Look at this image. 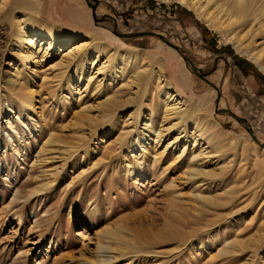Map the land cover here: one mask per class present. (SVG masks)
Returning <instances> with one entry per match:
<instances>
[{
  "label": "rangeland",
  "instance_id": "obj_1",
  "mask_svg": "<svg viewBox=\"0 0 264 264\" xmlns=\"http://www.w3.org/2000/svg\"><path fill=\"white\" fill-rule=\"evenodd\" d=\"M166 1L0 0V264H95L98 240L111 249L101 255L116 258L105 264H264V75L246 54L257 48L264 58V29L235 27L240 53ZM25 4L56 27L156 56L215 133L202 138L174 112L164 119L157 65H140L152 74L146 89L125 85L137 74L119 67L97 74L105 61L93 56L83 74L60 70L59 46L24 56L12 17ZM91 74L99 91L80 80ZM114 96L136 101L101 120Z\"/></svg>",
  "mask_w": 264,
  "mask_h": 264
},
{
  "label": "bare ground",
  "instance_id": "obj_2",
  "mask_svg": "<svg viewBox=\"0 0 264 264\" xmlns=\"http://www.w3.org/2000/svg\"><path fill=\"white\" fill-rule=\"evenodd\" d=\"M170 1L171 0H167L166 2ZM174 1H177L188 10L195 12L199 22L203 23L211 31L219 33L226 44H235L237 51L240 53H243L242 48L244 46V39L241 37V34H234V28L240 26L243 27L244 30L250 28V31H253V25L257 24L260 26L257 31L264 29V0H206V5H204L201 0ZM212 3L213 6L210 8ZM37 8L38 7L35 5L25 4L18 6L16 12L13 13L12 20L15 23V27L12 31V35L16 38L21 49L26 48V51L23 52L24 56L31 58L34 54L42 51H45L44 54H49L52 49L59 46L62 51H60L59 62L56 64V68L60 70H66L70 66H75V68L81 69V74H83L86 64L93 56L95 58L94 62L101 60L105 61L104 68L102 67L99 69L97 74L101 73L104 69L115 70L119 67L118 70L123 73V76L124 74L129 75L130 73L137 74V77L134 78L129 76V81L125 85L129 87L144 86L146 89L152 83L153 78L152 74L148 73L149 71H141L142 66L140 67V65L142 62L143 65L148 63H150L151 66L157 65V72H155V81L157 82L156 90L161 99L160 101L166 107L164 119H167L168 114L174 112L177 117L183 119V121H185V117H188L187 120L195 127V131L200 133L202 138L206 133H215L214 126L207 127V120L201 118L199 107L191 110V102L186 99L185 94L181 90L175 89L172 84L166 80L163 68L157 64L156 56L152 59L148 57L146 53H143V56L140 57L138 52L133 53L119 47L113 48L104 43L100 39L99 34L94 32L85 36L78 31H68L56 27L42 20ZM211 9H213V11H211ZM44 46H47V49H44ZM244 51L247 52L246 49ZM246 54L249 56V60L264 75L263 52L257 51V48H252L251 51ZM180 56L182 59L185 57L182 55ZM129 70L130 72L128 73L127 71ZM81 78L80 80L82 81L85 79L88 86H94L96 84L95 91L102 89L101 82L96 83L95 74L86 75L85 77L82 76ZM135 101L136 100L131 99V97L125 101H120L115 96L108 98L100 106L103 109L101 120L112 117L117 110L130 106ZM10 111L13 112L14 109H10ZM139 114L140 111L137 109L134 115L135 122L140 118ZM1 115L2 111L0 109V117ZM149 120L153 124V120ZM14 126L13 123H9L8 129L12 130L15 128ZM34 127L36 128L37 124L34 123ZM212 140H215V138L212 137ZM55 142V140L51 139L48 141V144H54ZM207 144L211 145V142L208 141ZM167 147H169V145ZM186 150L187 146H185L183 152L179 154L177 159H180L185 154ZM195 173H197V171ZM205 200L210 202L207 198H205ZM118 230L123 235L127 232L122 227ZM106 234L110 236V233L107 232ZM123 238L125 240V237ZM117 239L118 238H116V240ZM97 246L98 254L95 264H105L116 259H110V257L107 258L101 255L102 251L111 249L103 246L100 240L97 241ZM234 246L239 248L240 244L233 242L232 247ZM118 251L121 252V249L119 248Z\"/></svg>",
  "mask_w": 264,
  "mask_h": 264
},
{
  "label": "water",
  "instance_id": "obj_3",
  "mask_svg": "<svg viewBox=\"0 0 264 264\" xmlns=\"http://www.w3.org/2000/svg\"><path fill=\"white\" fill-rule=\"evenodd\" d=\"M90 7L92 8V11H93V18H94V21H95L96 23H99V20L96 18V13H95V11H96V7H95V6H92V5H90ZM115 34H117V33L115 32ZM142 35H143V34H134V35H131V34H123V35H119V36H120L121 38H130V39H131V38L139 37V36H142ZM144 35H147V36H156V37L160 38L162 41H164L165 43H167L168 45H170L171 47L176 48V46H174L172 43L166 41L165 38L163 37V35H161V34H158V33H144ZM184 59H185L186 62L190 63V61H189V59H188L187 57H184ZM190 65H191V68H192V72H193L196 76H198V77H200L201 79L207 81L206 77L203 75V72H202L200 69L196 68L192 63H190ZM214 87H215L216 90H218V87H217V86H214ZM220 99H221V94L219 93V94H218V100H217V108L219 107ZM218 111H219V110H218ZM221 111L224 112L225 110H221ZM231 115H232L235 119L241 121V119H240L239 117H237L236 115H234L233 113H231ZM248 130H250V129H248Z\"/></svg>",
  "mask_w": 264,
  "mask_h": 264
}]
</instances>
